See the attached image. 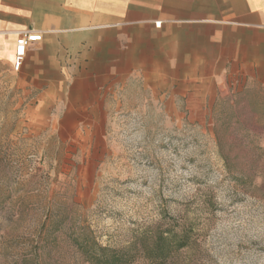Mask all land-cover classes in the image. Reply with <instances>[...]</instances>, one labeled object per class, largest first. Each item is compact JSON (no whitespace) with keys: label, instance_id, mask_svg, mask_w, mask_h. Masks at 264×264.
Wrapping results in <instances>:
<instances>
[{"label":"rangeland","instance_id":"rangeland-1","mask_svg":"<svg viewBox=\"0 0 264 264\" xmlns=\"http://www.w3.org/2000/svg\"><path fill=\"white\" fill-rule=\"evenodd\" d=\"M18 78L0 66V264L142 254L158 232L186 240L162 264H264V93L174 100L138 77L80 119Z\"/></svg>","mask_w":264,"mask_h":264},{"label":"crops","instance_id":"crops-1","mask_svg":"<svg viewBox=\"0 0 264 264\" xmlns=\"http://www.w3.org/2000/svg\"><path fill=\"white\" fill-rule=\"evenodd\" d=\"M24 29L42 37L15 70ZM0 66L29 100L80 119L103 116L106 93L138 77L174 100L264 93V0H0Z\"/></svg>","mask_w":264,"mask_h":264},{"label":"trees","instance_id":"trees-1","mask_svg":"<svg viewBox=\"0 0 264 264\" xmlns=\"http://www.w3.org/2000/svg\"><path fill=\"white\" fill-rule=\"evenodd\" d=\"M174 238L172 234L164 235L162 232H158L148 245H143L140 248L142 254L139 252L135 254V251L133 254L128 251L122 252L98 247L97 251L88 255L87 259L91 264H127L136 255H142L151 264H162L186 244L183 236L178 240Z\"/></svg>","mask_w":264,"mask_h":264},{"label":"built area","instance_id":"built-area-1","mask_svg":"<svg viewBox=\"0 0 264 264\" xmlns=\"http://www.w3.org/2000/svg\"><path fill=\"white\" fill-rule=\"evenodd\" d=\"M15 35L16 40L12 65L15 70H18L23 64L27 48L34 42L40 41L42 36L40 32L29 29L19 30Z\"/></svg>","mask_w":264,"mask_h":264}]
</instances>
